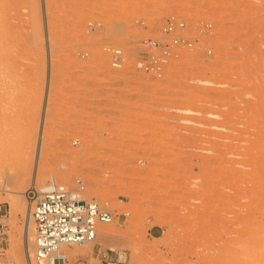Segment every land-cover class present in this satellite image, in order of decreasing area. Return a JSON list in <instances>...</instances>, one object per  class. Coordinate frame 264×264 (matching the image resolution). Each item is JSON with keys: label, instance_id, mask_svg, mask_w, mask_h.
<instances>
[{"label": "rangeland", "instance_id": "1", "mask_svg": "<svg viewBox=\"0 0 264 264\" xmlns=\"http://www.w3.org/2000/svg\"><path fill=\"white\" fill-rule=\"evenodd\" d=\"M171 16L191 45L135 71ZM77 177L118 219L68 264H264V0H0V264L33 257L27 190Z\"/></svg>", "mask_w": 264, "mask_h": 264}, {"label": "built area", "instance_id": "2", "mask_svg": "<svg viewBox=\"0 0 264 264\" xmlns=\"http://www.w3.org/2000/svg\"><path fill=\"white\" fill-rule=\"evenodd\" d=\"M100 25L98 21H89V29ZM185 22L175 17L165 20L163 33L169 40L147 37L139 42L134 58L131 60L135 71L160 77L166 63L175 57L182 46L191 42L183 31ZM104 53L114 69H122L128 61L127 52L117 46L106 45ZM84 183L75 179L73 187L50 178L44 185L32 187L26 195L30 200V214L34 221L33 257L29 264H68L64 246L83 244L95 238L97 225L110 223L118 214L109 201L88 199L82 195ZM127 212H122L126 216ZM96 258L101 264H126L124 252L112 249L98 250Z\"/></svg>", "mask_w": 264, "mask_h": 264}, {"label": "bare ground", "instance_id": "3", "mask_svg": "<svg viewBox=\"0 0 264 264\" xmlns=\"http://www.w3.org/2000/svg\"><path fill=\"white\" fill-rule=\"evenodd\" d=\"M223 146H227L226 145V143H223L222 144ZM230 147V146H229ZM228 147V148H229ZM219 150V149H218ZM219 151H221V150H219ZM226 151V150H225ZM218 152V151H217ZM222 152V151H221ZM220 153V152H219ZM228 153V152H227ZM226 153V154H227ZM218 154V153H217ZM229 154V153H228ZM231 154V153H230ZM233 154H235V153H233ZM219 155H221V153L219 154ZM215 157H216V155H215ZM220 158H222L221 156H220ZM212 159H214V158H212ZM225 159V158H224ZM224 159H222V160H224ZM227 160V159H226ZM232 160V159H231ZM234 160V159H233ZM229 161V160H228ZM202 164V163H201ZM226 164V163H225ZM228 164V163H227ZM228 167V166H227ZM230 168V167H229ZM232 169V168H231ZM40 174H41V172H40ZM44 174V173H43ZM214 175V174H213ZM40 176V175H39ZM28 217H29V223H28V226H30V224H31V226H33L32 224H33V221H31L32 220V216H31V214H30V210H29V215H27ZM27 217V218H28ZM31 219V220H30ZM31 222V223H30ZM32 228V227H31ZM30 228V229H31ZM104 228V227H103ZM101 229V225H97V230L99 231L100 230V234L102 235V237H105V236H107L108 235V231L107 230H105V229H108V227L107 228H105V229ZM110 231V230H109ZM97 232V231H96ZM64 247H67V246H64ZM63 249V248H62Z\"/></svg>", "mask_w": 264, "mask_h": 264}]
</instances>
